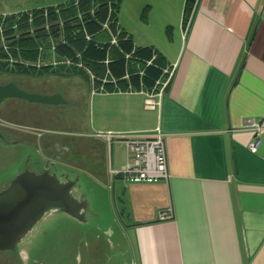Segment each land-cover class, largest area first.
I'll list each match as a JSON object with an SVG mask.
<instances>
[{
    "label": "crops",
    "instance_id": "0c3cea01",
    "mask_svg": "<svg viewBox=\"0 0 264 264\" xmlns=\"http://www.w3.org/2000/svg\"><path fill=\"white\" fill-rule=\"evenodd\" d=\"M66 1L27 2L16 12ZM184 2L119 0L116 28L130 45L117 39L99 61L88 57L95 61L85 66L92 85L84 71L73 69L74 75L65 77L78 76L86 84L90 133L85 138L109 150L100 174L88 162L83 171L94 189L105 182L110 189L121 237L116 246L129 264H264V0H195L186 18ZM95 35L109 43L108 34ZM44 51L48 64L51 56ZM170 67L160 108L145 110L139 90L152 88ZM140 72L150 79L143 81ZM128 86L134 92H126ZM249 119L261 127L253 152L247 149ZM156 128L163 135L168 179L129 183L110 176L125 163L124 145L112 140L108 146L94 134ZM112 145L119 158H113Z\"/></svg>",
    "mask_w": 264,
    "mask_h": 264
},
{
    "label": "rangeland",
    "instance_id": "374dc122",
    "mask_svg": "<svg viewBox=\"0 0 264 264\" xmlns=\"http://www.w3.org/2000/svg\"><path fill=\"white\" fill-rule=\"evenodd\" d=\"M32 1L39 2L40 0H0V16L19 13L16 11H21L22 8L28 6L27 2ZM63 8L60 6L58 11H63ZM22 31H16L14 34L17 36L23 33ZM14 34H5L4 37H11ZM81 36L83 37L84 34ZM34 40L28 42H34ZM104 40L102 37L95 39L99 44H102L101 41ZM26 42L22 41L19 44L15 42V45L23 49L27 47ZM40 42L43 45L47 43L46 40ZM42 62L47 61L43 59ZM26 70L27 75L0 72L3 73L0 75V81H10L23 88L24 91L36 94L58 92L62 95L60 97L62 103L44 108V111L47 110L49 113V121L42 118L41 126H39L35 122L38 123L37 119L43 113V108L35 103L29 105L19 100L9 104L10 113L6 114L5 111L0 113L2 123H13V125L24 128L39 127L52 130L54 134L45 135V137L54 136V138H62L71 143L76 151L72 152L66 160L55 161L50 170L58 176H68L76 181L73 195L76 194L78 197L83 195L84 199H87L88 209L85 222L74 221L56 212L46 213L40 219V221L45 219V223L42 224L43 220L37 223L38 225L36 224L37 226L35 225L17 245V249L21 250L17 257L21 254L27 256L28 260L23 264H129L128 256L120 255V250L116 246V242L121 241V237L116 233V225L112 218L114 209L109 199L110 189L106 182L94 189L93 179L87 177L83 171L88 162L94 164L95 171L100 174L104 162L106 164L109 157L106 144L103 147L100 142L85 138V135L90 133L87 115L89 90L86 84L78 76L62 78L50 71L36 76L29 73L36 70L27 68ZM20 82L26 85L21 86ZM23 132L22 128L18 132L14 128L9 136L0 139V181L4 180L2 184L0 183V187L5 186L7 180L21 169V164L29 151L30 146H27L21 137L17 136ZM115 149L116 147L112 145L110 150L113 158H119L120 151ZM89 195H92L91 199ZM50 213H54V216H47ZM109 230L112 231L113 236H110ZM12 260L19 263L14 256Z\"/></svg>",
    "mask_w": 264,
    "mask_h": 264
},
{
    "label": "built area",
    "instance_id": "2783aa9c",
    "mask_svg": "<svg viewBox=\"0 0 264 264\" xmlns=\"http://www.w3.org/2000/svg\"><path fill=\"white\" fill-rule=\"evenodd\" d=\"M54 12L57 13V10L55 9ZM107 13L108 14L105 21L100 25V30L106 32V34L109 35L110 45H116L118 39L117 35L119 34V31L116 28V30L113 32L109 28L113 22L111 20L113 9L110 7V5L108 6ZM10 15L14 16V20L12 21V24L10 26L5 27V22L10 17ZM39 17H42L46 21L48 17V10L43 9L42 12L37 15L32 11H23L19 13L0 16V52L4 55L0 58V65L6 64L10 68L15 64H21L24 67H34L37 70L40 68H57L58 66H64L68 69H77L79 71L86 72V74L88 75V79L92 85L94 83V77L85 69V66L81 61L80 54H75L73 58L63 57L59 61L55 59V54H58L56 50L57 47L60 45H65L67 42L64 37H61L62 34L60 35L61 40L59 41V43L54 44L52 39L49 37L46 47H36V60L34 63H29L21 59H15L9 54V46L6 45L7 41L5 40L8 37H4L5 34H7L8 32H13L14 34L16 31H18V26L22 24L31 25L32 22ZM58 24V26L61 27L60 21ZM48 27V23H45L43 28L47 29ZM80 30L81 33L84 34L83 39L85 41H89L90 36L85 33L84 28H81ZM78 32L79 31L77 29L72 31L69 34L71 39ZM13 36H15V34ZM44 50H48L51 56L48 64L42 62V54ZM128 57L129 56H125L126 59H128ZM150 64L151 63L148 62L146 64L147 67ZM173 70L174 67H170L161 71L159 77L153 82L152 88H150L149 90H139V92L144 97L143 106L145 110L153 111L160 108L161 99L164 95L166 86L171 79ZM139 75L142 77L143 73L140 72ZM105 83V79L101 80L100 87L97 90L103 91V85ZM93 91L94 89L91 88V92ZM126 92H134V90L130 86H128ZM245 124L246 128H248L252 136V141L248 144L247 149L250 152H253L258 145V136L261 131V127L258 122L252 119L246 120ZM94 137L104 139L108 146L112 140L120 141L124 145L126 153L125 163L121 167L120 172L109 171L110 176H121L125 181L129 183H151L156 181H166L168 179L165 165L163 135L158 128H156L152 132L143 134L98 132L94 134ZM168 215H170V213Z\"/></svg>",
    "mask_w": 264,
    "mask_h": 264
},
{
    "label": "water",
    "instance_id": "95a60500",
    "mask_svg": "<svg viewBox=\"0 0 264 264\" xmlns=\"http://www.w3.org/2000/svg\"><path fill=\"white\" fill-rule=\"evenodd\" d=\"M36 31L21 33L5 40H14ZM4 99H21L43 105L61 103L59 96L26 93L13 83L0 86V103ZM75 182L67 176L47 172L39 175L24 172L15 176L10 184L0 191V251L13 250L48 212H60L80 221L83 216L81 211L87 210L88 206L83 200L74 198Z\"/></svg>",
    "mask_w": 264,
    "mask_h": 264
},
{
    "label": "trees",
    "instance_id": "16d2710c",
    "mask_svg": "<svg viewBox=\"0 0 264 264\" xmlns=\"http://www.w3.org/2000/svg\"><path fill=\"white\" fill-rule=\"evenodd\" d=\"M118 3L119 0H67L65 3L60 4L57 7L37 8V9L28 10L29 12L32 11L37 15L41 13L43 9H46L48 10V17L46 21L42 17H39L35 19L31 25L22 24L18 28V31L23 30L22 32L25 33L31 30V28L37 31L35 33H31L30 35L16 37L14 40L7 41L6 45L9 46V54L15 59H21V60L27 59V62L34 63L36 60L35 49L36 47L43 45L41 44V42H39V39H44L48 43L49 37L52 39V36L61 35L63 32L66 35L64 38L67 42L65 45L62 46L60 45L57 47L56 50L58 54H61L68 58H73L75 54H80V58L84 66H86V63L88 64L89 62L95 63V61L97 62L100 59H102L104 53L113 46L110 45L108 42L99 44V42L95 41L96 39L95 34L106 33L100 30V25L105 21L107 17L109 5L113 9V14H111V20L113 22L109 28L113 32L116 30L115 17L118 8ZM194 3L195 0H185L183 6L184 18H186L189 15V13L192 11ZM60 6L64 7L63 11L62 10L58 11ZM55 9L57 10V13L54 12ZM13 20H14V16L10 15V17L5 22L4 26L5 27L10 26ZM59 21L62 29L58 26ZM45 23H48L49 27L41 31ZM81 28H84L85 33H87V35L90 36L89 41H85L81 36L82 35L80 30ZM76 29L79 30V32L71 39L69 34ZM92 32H96V33L91 35ZM11 33L13 32H8L7 34H11ZM122 37L125 40H122L123 39ZM117 38L118 41L126 43L128 46L130 45L129 44L130 40L125 37V34L123 32L119 31ZM32 40H34V42H30V43L28 42ZM22 41L24 42L27 41L26 42L27 47L20 49V47L15 45V42L19 44ZM47 43H45V46L47 45ZM68 44H70L71 46ZM72 48L75 50L77 48L79 52L75 53V51H73ZM143 50L140 51L142 52ZM86 52H88V56ZM3 56L4 55L0 52V58ZM88 57L93 58L95 61L90 60ZM26 68L31 70H36L34 72L33 71L29 72L36 76L42 74L45 71H50L52 74H55L58 77H63V78L68 77V75H74L72 69L65 68L64 66H58L57 68H53L54 69L53 71L49 70L50 68L49 69L40 68L38 70L35 69L34 67H29V66ZM26 68L24 69V66L21 64L20 65L15 64L13 68L12 67L9 68L6 64H1L0 72H5L8 74L16 72V74L27 75L28 71L26 70ZM147 70L149 69H146V71ZM143 77H144L143 81L150 79V77H148L147 74H145V76Z\"/></svg>",
    "mask_w": 264,
    "mask_h": 264
},
{
    "label": "flooded vegetation",
    "instance_id": "af4514ba",
    "mask_svg": "<svg viewBox=\"0 0 264 264\" xmlns=\"http://www.w3.org/2000/svg\"><path fill=\"white\" fill-rule=\"evenodd\" d=\"M2 74L3 73H0V75H2ZM20 79H22V78H20ZM8 83H12V82H10V81H6V82L0 81V86L8 84ZM20 85L24 86L26 84L21 83ZM15 86L19 90L24 91L23 88H20L17 85H15ZM24 92H26V91H24ZM26 93L36 94L34 92H26ZM38 95H56V96H59V97L62 96L58 92H55V93H51V92H49V93H39ZM19 100L20 101H24L26 104H29V105L31 104V103H29V102H27L25 100H21V99H4L0 103V113L2 111H5L6 114H7V112L10 113L9 104H12L13 102H16V101H19ZM60 102L62 103L61 100H60ZM61 103H58V104H61ZM35 105L40 106V107L43 108V113L40 115V118L37 119L38 123L35 122L36 125L41 126L40 124H41L42 118H46L49 121V113H48L47 110L44 111V108H46V107L49 108L52 105L51 104L43 105V104H38V103H35ZM2 122L3 121L0 118V139H3L4 137L9 136V134L12 133V130L14 128H15L16 132H18V130H20L22 128V130L24 131L23 134H18L17 136L21 137V140L27 146H30L28 153L25 155V160L21 164L22 165L21 169H19V171L16 172L15 176H17V175H19L21 173H24V172H29V173H32V174H35V175H39V174H41L43 172L56 174V173H54V171L50 170V168H53V165H54L55 161H63L64 159L66 160V158L68 156H71L72 152L76 151V148L71 143H69L68 141H66V140H64L62 138L58 139V138H54V136L45 137V135L46 136L47 135H53L54 131H52V130L41 129L39 127L24 128V127L13 125V123L12 124H8V123L4 122V123H6V124H4ZM15 176H13L11 179H8L7 183L5 184V186L0 187V191L5 189L10 184V182L14 179ZM62 177H64V176H62ZM2 182H4V180L0 181L1 184H2ZM73 196L75 197L77 195L74 194ZM79 200H81V199H79ZM52 212H56V211H52ZM81 212H83V216L81 217L80 221H77V220L72 219V218H70V219H72L74 221H77V222H85V215L87 213V210H84V211H81ZM56 213L58 214L60 212H56ZM60 214H62V213H60ZM47 216L53 217L54 213H50ZM41 221H38L37 223L39 224ZM45 221L46 220L44 219L42 224H44ZM39 227H40V225H39ZM22 241L23 240H21L20 243ZM17 245L11 251H0V264H23L24 261L27 262L28 259H27V256L25 254H21L19 257H17V254L21 251L20 249H17ZM12 256L16 257V260H18L19 263L16 262V261H13L12 260Z\"/></svg>",
    "mask_w": 264,
    "mask_h": 264
}]
</instances>
